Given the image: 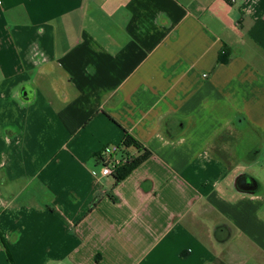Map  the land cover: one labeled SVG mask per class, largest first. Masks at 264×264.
<instances>
[{
  "label": "crops",
  "instance_id": "obj_1",
  "mask_svg": "<svg viewBox=\"0 0 264 264\" xmlns=\"http://www.w3.org/2000/svg\"><path fill=\"white\" fill-rule=\"evenodd\" d=\"M0 264H264V0H0Z\"/></svg>",
  "mask_w": 264,
  "mask_h": 264
},
{
  "label": "trees",
  "instance_id": "obj_2",
  "mask_svg": "<svg viewBox=\"0 0 264 264\" xmlns=\"http://www.w3.org/2000/svg\"><path fill=\"white\" fill-rule=\"evenodd\" d=\"M221 62L225 63L226 60L223 59ZM118 154L122 158L129 157L130 160L128 159L125 164L118 167L113 174L117 183L125 180L135 169L152 157V153L148 149L143 148L139 142L128 134L124 136Z\"/></svg>",
  "mask_w": 264,
  "mask_h": 264
},
{
  "label": "built area",
  "instance_id": "obj_3",
  "mask_svg": "<svg viewBox=\"0 0 264 264\" xmlns=\"http://www.w3.org/2000/svg\"><path fill=\"white\" fill-rule=\"evenodd\" d=\"M119 147L106 148L103 152L104 161H103V176H113L115 171L121 165L125 164L129 157L122 158L118 154Z\"/></svg>",
  "mask_w": 264,
  "mask_h": 264
},
{
  "label": "water",
  "instance_id": "obj_4",
  "mask_svg": "<svg viewBox=\"0 0 264 264\" xmlns=\"http://www.w3.org/2000/svg\"><path fill=\"white\" fill-rule=\"evenodd\" d=\"M251 182H249V185L248 186H251V187H248V188H243L242 186L239 187L240 190L242 191H252L253 190V186L255 185L256 181L250 179ZM254 183V184H253Z\"/></svg>",
  "mask_w": 264,
  "mask_h": 264
},
{
  "label": "rangeland",
  "instance_id": "obj_5",
  "mask_svg": "<svg viewBox=\"0 0 264 264\" xmlns=\"http://www.w3.org/2000/svg\"><path fill=\"white\" fill-rule=\"evenodd\" d=\"M241 157L243 158V156H239L238 159L241 160ZM260 174L261 172H257V170H255L252 175L260 176Z\"/></svg>",
  "mask_w": 264,
  "mask_h": 264
},
{
  "label": "flooded vegetation",
  "instance_id": "obj_6",
  "mask_svg": "<svg viewBox=\"0 0 264 264\" xmlns=\"http://www.w3.org/2000/svg\"><path fill=\"white\" fill-rule=\"evenodd\" d=\"M249 184H244L242 181L240 182L239 184V187L242 186L243 188H248V187H251V186H248Z\"/></svg>",
  "mask_w": 264,
  "mask_h": 264
}]
</instances>
